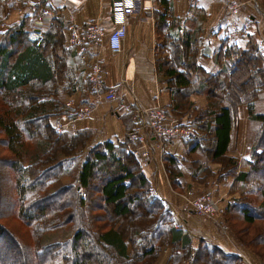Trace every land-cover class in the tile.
Masks as SVG:
<instances>
[{
  "label": "trees",
  "instance_id": "16d2710c",
  "mask_svg": "<svg viewBox=\"0 0 264 264\" xmlns=\"http://www.w3.org/2000/svg\"><path fill=\"white\" fill-rule=\"evenodd\" d=\"M158 1L165 17L170 0ZM256 1L264 10V0ZM4 3L0 0V143L8 156H0V170H7L4 192L0 173V200L6 197L7 216L18 217L30 239L25 229L13 226V232L2 223L0 237L23 247L31 264H157L163 249L171 252L168 264H246L210 241L194 246L154 193L128 136L96 141L91 129L57 130L52 118L79 110L67 102L85 85L69 62L73 48L66 43V23L56 17L37 38L29 17L5 29ZM179 36L161 44L171 53L157 59L171 96V109L165 110L189 129L183 156L164 153L171 182L179 189V164L195 178L210 171L209 163H220V179L233 175L235 185H244L224 213L225 224L264 260V113L256 111L264 100V54L253 38L240 46L227 37L214 52L217 70L209 72L198 61L200 39L190 32ZM192 95L204 96L205 107L195 106ZM242 105L251 122L248 161L228 155ZM242 164L247 171H239ZM61 229L72 236L43 243ZM14 262L3 250L0 264Z\"/></svg>",
  "mask_w": 264,
  "mask_h": 264
},
{
  "label": "crops",
  "instance_id": "0c3cea01",
  "mask_svg": "<svg viewBox=\"0 0 264 264\" xmlns=\"http://www.w3.org/2000/svg\"><path fill=\"white\" fill-rule=\"evenodd\" d=\"M3 14L8 25L18 24L24 17L32 21L33 37L45 33L53 20L58 17L66 23L65 38L69 43V27L82 28L89 23H98L106 36L113 28L112 2L113 0H42L36 7H28L25 0H4ZM15 1H20L17 8ZM140 5H152L153 10H143L141 6L129 18L128 35L119 54H113L108 47L107 38L98 48L89 46L81 53L72 47L69 62L76 66L77 74L84 78L85 85L79 93L70 98L72 108L88 107L92 109L89 116L78 119L73 111L72 116H56L52 123L63 130L91 129L96 131V139L100 141H116L124 139L134 128L135 115L130 112L136 105L143 108L159 105L171 109V96L166 84L161 80V72L157 69V59L161 55H170L162 43H170L173 38H180L187 32L200 39V56L198 61L209 72H215L214 52L223 40L244 46L246 37L253 38L259 44L264 42V10L259 3L255 7L243 5L236 16L237 24L250 20L247 34L235 31L236 25L221 9L217 0H170V9L164 17V8L158 0H136ZM246 3L250 0H239ZM52 11L50 17H41L42 9ZM165 18V20H163ZM164 22L167 23L165 26ZM160 45V46H159ZM69 46V45H68ZM163 48V52H161ZM170 49V48H169ZM98 68V72H96ZM93 76L99 77L97 88L91 81ZM121 83L117 90L118 99H123L127 105L125 110L118 111V101H106L104 94L116 84ZM192 102L199 108L205 107L207 100L202 95H192ZM264 101V100H263ZM264 109V102L262 103ZM167 111V112H168ZM170 114V112H168ZM172 117V116H171ZM174 118V117H172ZM178 122L176 119H174ZM251 122L247 107L242 105L238 109V120L231 148L228 155L239 160L248 161L246 153L247 138ZM147 132V131H146ZM151 139V137H150ZM170 152L177 157L185 152L184 140L174 142L159 141L152 138L146 158L140 161L143 171L153 185L154 193L160 195L174 213L176 223L184 232L193 238L194 246L201 239L210 241L225 253L239 255L242 258L255 259L254 254L243 246L231 228L227 227L224 213L228 205L240 195L244 189L242 183L236 184L235 176L229 175L220 179L222 165L217 162L209 163L208 172L202 170L193 178V172L185 164H179V189L173 185L164 160V153ZM246 164L239 167V171H247ZM195 193H209L218 202L220 213L215 219H209L195 214L185 204L187 196ZM171 257L169 249H163L157 264H168ZM186 264V263H183Z\"/></svg>",
  "mask_w": 264,
  "mask_h": 264
},
{
  "label": "built area",
  "instance_id": "2783aa9c",
  "mask_svg": "<svg viewBox=\"0 0 264 264\" xmlns=\"http://www.w3.org/2000/svg\"><path fill=\"white\" fill-rule=\"evenodd\" d=\"M42 0H25V5L28 7H36ZM221 9L229 16L233 21L235 31L246 34L250 28V21L246 20L237 24L236 16L239 13L240 8L243 5L255 7L258 2L256 0H250L243 3L239 0H217ZM14 5L19 8L21 6L20 1H15ZM140 3L136 0H113L111 14L113 21V28L110 33L106 36V31L98 23H89L82 28L69 27V43L72 47L78 49L82 54L86 52L89 46L98 48L103 43L105 37L107 38L109 50L113 54H119L123 50L124 41L128 35V21L131 16L139 8ZM143 10H153L152 5L144 6ZM41 17H50L52 19L53 13L51 10L44 8L41 11ZM259 49L264 54V42L259 43ZM98 72V68H96ZM91 81L94 88L98 87L99 77L93 76ZM121 86V83L114 84L111 89L107 90L104 94L106 101H118V111L125 110L127 105L123 99H118L117 90ZM67 106H72V102H68ZM130 112L135 113V119L138 124L128 133L130 141L134 144V155L139 158H146L149 142L152 138L159 141L167 140L170 143L176 140L185 139L189 135V129L186 125H181L176 122L173 118L170 119L165 108L159 105L152 107H141L136 105L135 110L130 109ZM92 109L83 107L74 112V115L78 118H84L91 114ZM61 131V128H57ZM147 131V132H146ZM151 137V139H150ZM187 207L191 208L196 213L208 216L209 218L214 217L218 213V207L216 201L208 193H201L198 196H187L185 199ZM252 264V263H246Z\"/></svg>",
  "mask_w": 264,
  "mask_h": 264
},
{
  "label": "rangeland",
  "instance_id": "374dc122",
  "mask_svg": "<svg viewBox=\"0 0 264 264\" xmlns=\"http://www.w3.org/2000/svg\"><path fill=\"white\" fill-rule=\"evenodd\" d=\"M54 51H57V48H55ZM47 54H49V55L52 54L51 49H49L47 51ZM263 102H264L263 100H260V101H258L256 103V111L257 112L264 113V109H262V107H261ZM1 139H2V136L0 135V141H1ZM96 141H100V140L96 139ZM0 156H2V157L8 156L7 150H5V147L1 143H0ZM0 171H1L0 172L1 173V177H3V179H4L2 181V183H1V191L4 192V191L7 190V188H6L7 187V181L5 180V177H7V170H6L5 167H2ZM65 180H67V178ZM216 204H217V207H218V213L214 217L209 218L208 216H203V215H200L198 213L197 214L200 215V216L209 218V219H215L219 215L220 210H221L220 207L218 206V202L217 201H216ZM7 205H9L8 200L6 199L5 196L1 195V200H0V223H2L3 226H5L6 228H9L12 231H13V226L14 227L18 226L22 230H24L26 227H25V225L22 223V221L18 217H16L15 215L11 216L12 214L10 216H7L6 211H8V209H9V208H7ZM26 231H28V230H26ZM50 236H52V237H50L48 239L46 238L43 243H55L57 241H63L65 239L71 237L72 235H71V231L67 232L64 229H61L58 232L51 234ZM27 238H28V241H29V239H30L29 231L27 232ZM3 250H4V252H6V255L7 254L9 255L10 260L11 259L12 260L15 259L14 264H31L29 255L27 254L25 249L23 247H20V246H18L16 248L14 246L13 241L11 239H7V238L5 239L3 237H0V254L3 252ZM253 256H255V255H253ZM244 260L247 261V263L250 262L252 264H264V260H260L256 256H255V259L244 257Z\"/></svg>",
  "mask_w": 264,
  "mask_h": 264
}]
</instances>
